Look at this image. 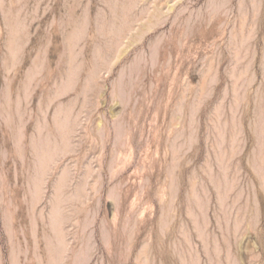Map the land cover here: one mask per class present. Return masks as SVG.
I'll list each match as a JSON object with an SVG mask.
<instances>
[{"label":"rangeland","instance_id":"1","mask_svg":"<svg viewBox=\"0 0 264 264\" xmlns=\"http://www.w3.org/2000/svg\"><path fill=\"white\" fill-rule=\"evenodd\" d=\"M0 264H264V0H0Z\"/></svg>","mask_w":264,"mask_h":264}]
</instances>
